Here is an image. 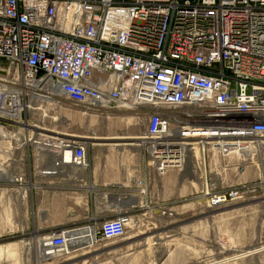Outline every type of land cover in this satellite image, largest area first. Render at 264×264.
Segmentation results:
<instances>
[{
	"label": "built area",
	"instance_id": "1",
	"mask_svg": "<svg viewBox=\"0 0 264 264\" xmlns=\"http://www.w3.org/2000/svg\"><path fill=\"white\" fill-rule=\"evenodd\" d=\"M61 104L144 125L132 195L198 165L234 178L203 172L190 195L206 210L262 200L264 0H0V192L89 168L86 140L52 130ZM133 206L95 218V242L122 238ZM261 225L247 264H264ZM78 229L39 236V260L68 255Z\"/></svg>",
	"mask_w": 264,
	"mask_h": 264
},
{
	"label": "rangeland",
	"instance_id": "2",
	"mask_svg": "<svg viewBox=\"0 0 264 264\" xmlns=\"http://www.w3.org/2000/svg\"><path fill=\"white\" fill-rule=\"evenodd\" d=\"M70 107V110L57 109L54 120L59 117L61 122L53 129L84 140L93 139L90 140L88 157L92 159L91 167L101 172L99 181L105 184V189L96 186L98 181L95 186L91 185L97 188L95 193L89 195L90 203L88 206L82 203L75 205L70 219L66 218L72 209L70 198L54 197L59 201L58 206L47 208L54 214L53 223L58 225L73 222L81 225L91 217L95 219L113 215V211L117 210L115 197L132 192V178L136 176L140 164L137 139L141 138L144 131V125L129 113L113 110L110 114L98 116L87 114L82 108ZM119 143L125 144L127 149L120 151L118 147L110 146ZM203 172L210 174L211 179L224 176L227 183L234 180L230 172L218 167L209 170L207 166L199 168L196 165L194 169L190 165L182 172L169 171L165 176L153 177L150 181L147 194L143 196V201L149 203L148 208H137L128 215L131 221L122 238L99 241L89 250L81 251L78 247L68 252V255L41 261L35 254L33 244L30 250L24 251L23 238L16 237L20 233H1L0 264H243L242 253L256 244L262 232L264 204L260 205L262 200H251L234 202L216 211L206 210L199 201L194 200L195 194L193 197L190 195L200 190L192 189L189 183L200 177L201 181L198 182L202 185V181L205 182L202 179ZM81 198L76 199L81 201ZM16 199V195H6L1 191L0 202L4 207L0 208V215L3 216V222L13 224L21 231L20 226L23 224L19 226L16 223L22 220L19 216L24 210L18 207ZM13 203H16L15 206ZM172 208H175V213L171 212L170 217L152 215L153 212L160 213ZM45 209L37 207L39 213ZM37 210L34 207L33 214H38ZM36 214L32 215L35 218L29 217L34 228L40 223V217H36ZM34 228L26 232L33 234ZM45 233L43 231L41 235ZM253 262L258 263L256 260Z\"/></svg>",
	"mask_w": 264,
	"mask_h": 264
},
{
	"label": "crops",
	"instance_id": "3",
	"mask_svg": "<svg viewBox=\"0 0 264 264\" xmlns=\"http://www.w3.org/2000/svg\"><path fill=\"white\" fill-rule=\"evenodd\" d=\"M89 162H90L89 168L84 169V170L75 169V173L77 176V178L75 180H62L61 182H58L57 180H53L52 178L40 175L39 183H38L39 186L34 185L33 188H30L27 191V197L25 199H22L21 194H18L20 199L16 200L18 207L21 208L22 210H24V213L21 212L20 213L21 216H19V218L22 217V220L21 221L18 220V223H16L19 226H20V224H23L20 226V228H22V230L19 231L17 229V227H13V224L7 225V223L3 222V216L0 215V234L1 233L7 234L8 232H11L13 234L14 233H16V234L20 233V235H18L16 237L17 238H19V237L23 238V241H21V242L25 245L24 251H27V250L31 249V245L35 244L36 239L41 235V232H43V231H45L47 233L51 229L71 228V227H75V228L79 227L80 228L81 226L86 224L87 222L86 223L83 222L81 225H80V223L76 225V224H74V222L69 223V224H65V225L64 224L58 225L56 223H53L54 214H51L50 209H48L47 207L51 206V205L52 206L55 205L56 207L58 206L57 204H59V201L57 202V200L54 197H57V196H61L63 198H64V196L69 197L71 200L70 204H72V209L69 210L70 212L67 213L66 218L70 219L69 216H73L75 205L78 206L77 204L82 203L83 206H88V204L90 203V201H89L90 196L89 195L92 193H90L88 191V188H90L91 185L95 186L96 185L95 183L98 181L96 186L100 187L101 190L105 189V184L99 181V180H101V177H102L101 172L99 171L98 168L95 169L94 167L93 168L91 167L92 159H89ZM66 172L68 173V170ZM138 176L139 175L137 172L136 176L132 178L133 180H132L131 190L133 189L134 181ZM118 185L123 187V185H121V184H118ZM96 188H94L93 193H95ZM14 194H16V193H14ZM14 194L12 193L10 195L13 196ZM80 197H82L81 201L76 199V198H80ZM117 197L120 198V200L118 202H116L118 207L125 206V202H128L127 195H125V194H120V195L116 196L115 201H116ZM53 198L56 200L55 203H54ZM15 204L13 203V206H15ZM66 204L68 206V203H66ZM117 205H116V207H117ZM126 206L128 207L127 204H126ZM1 207H4V206L0 202V208ZM34 207H36V210H37V207H40L41 209L46 208L45 210H42L41 213H39L38 210L36 211L38 214H36V213L35 214H36V217H37V215H38V217H40V223L38 222L39 224L37 223L38 225L35 228L31 226V225H34V223L32 220L29 219V217L35 218V216L34 217L32 216V215H35L32 212V209ZM116 211H119V210H116ZM16 224H14V225H16ZM30 228H34V231L38 230V232H39L38 234H40V235L37 234V235L33 236V235H31L32 233H30V234L27 233L26 231ZM10 229H11V231H9ZM13 229L15 232H13ZM16 237L11 236L10 238H16ZM33 249L35 250V247H33Z\"/></svg>",
	"mask_w": 264,
	"mask_h": 264
},
{
	"label": "bare ground",
	"instance_id": "4",
	"mask_svg": "<svg viewBox=\"0 0 264 264\" xmlns=\"http://www.w3.org/2000/svg\"><path fill=\"white\" fill-rule=\"evenodd\" d=\"M60 108H63V109H65V110H70L69 108H67V106H65L64 104H61L57 109H60ZM110 111H113V110H104L103 112H99V113H97V112H94V111H86V113L88 114V113H90V114H98V116H103L105 113H107V112H110ZM120 112V111H119ZM86 113H84V114H86ZM121 113V112H120ZM58 120H54V116H53V120L55 121V123H53V128H56V124H58V123H60L61 122V120H60V118L58 117L57 118ZM129 120V119H128ZM129 122V121H128ZM63 123V122H62ZM55 126V127H54ZM58 126V125H57ZM54 132H56L57 134H64V133H62V132H60V131H58V130H55V129H52ZM64 135H67V134H64ZM68 136H71V135H68ZM73 137V136H72ZM75 137V136H74ZM76 138H81V137H76ZM141 139V138H140ZM140 139H137V141L138 140H140ZM86 140V142L88 143V144H90V140H93V139H85ZM134 142V141H133ZM92 145H94V144H92ZM110 146H115V147H118V150H124V149H127V147H126V145L125 144H121V143H119V144H112V145H110ZM261 180H262V183H264V171H262L261 172ZM199 180H200V177H199ZM199 180H190L189 181V183L191 184V187H192V189L193 188H195L197 191L198 190H201V187L203 186L204 187V184L203 185H201L198 181ZM177 181H178V178H177ZM183 181V180H182ZM187 181V180H186ZM201 181V180H200ZM177 184H178V182H177ZM202 187V188H203ZM88 191L90 192V193H93L94 192V188L91 186L90 188H88ZM5 193V192H4ZM6 195H7V193H5ZM9 194V193H8ZM12 194V193H11ZM14 194V193H13ZM16 195V197H17V199H20V197L18 196V194H14V196ZM127 198H128V202H125V206H120V207H118V205H117V207H116V209L117 210H121V209H123V208H126L127 206H126V204L128 205V207H130V206H133V205H136V206H133V207H137V208H141V209H146V208H148V205H149V203H147V202H144L143 201V197H141V196H135V195H132V194H130V195H127ZM133 198V199H132ZM16 199V200H17ZM120 200V198L119 197H117V199H116V202H118ZM134 201V202H133ZM130 203V204H129ZM264 204V198L262 199V201L260 202V205H263ZM115 207V206H114ZM180 208H182V207H180ZM201 208V207H200ZM202 209V208H201ZM171 212H172V214H174L175 213V208H172V209H170L169 211H161L160 213L159 212H156V213H152V215H154V216H158V217H165V218H167V217H170L171 216ZM157 213H159V214H157ZM131 218H128L127 219V224H126V227H127V225H128V222H129V220H130ZM94 220V218L93 217H91L90 219H88V221H87V224H85V226L84 227H80L79 229H78V231H77V235H78V237H79V242H77V243H72L71 244V248H73V249H76L77 247H79L78 245H80L81 246V251L82 250H86V249H91V248H93V247H95V240H94V236H95V232H96V229H95V227L92 225V221ZM131 221V220H130ZM88 223H89V225H88ZM71 228H75V227H71ZM63 229H67V228H63ZM39 232H38V230H36V231H34L33 232V234H31V235H33V236H35V235H37ZM39 235V234H38ZM41 236V235H40ZM108 241H110V240H108ZM12 243V242H11ZM23 244V243H22ZM9 246V245H8ZM33 247V246H32ZM9 248V247H8ZM88 249V250H89ZM1 252V251H0ZM6 252V251H5ZM165 253V252H164ZM244 254V252L242 253V255ZM1 255V254H0ZM53 257H55V256H50V254H48V255H42V257H41V261H48V260H51ZM57 257V256H56ZM35 259V258H34ZM243 259V258H242ZM243 264H245V260H243ZM246 264H247V261H246Z\"/></svg>",
	"mask_w": 264,
	"mask_h": 264
},
{
	"label": "flooded vegetation",
	"instance_id": "5",
	"mask_svg": "<svg viewBox=\"0 0 264 264\" xmlns=\"http://www.w3.org/2000/svg\"><path fill=\"white\" fill-rule=\"evenodd\" d=\"M110 112H111V111H110ZM110 112H107V113H105V114H108V113L110 114ZM105 114H104V115H105ZM104 115H103V116H104Z\"/></svg>",
	"mask_w": 264,
	"mask_h": 264
}]
</instances>
